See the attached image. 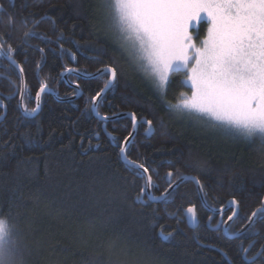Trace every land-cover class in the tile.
Segmentation results:
<instances>
[{"label":"trees","instance_id":"trees-1","mask_svg":"<svg viewBox=\"0 0 264 264\" xmlns=\"http://www.w3.org/2000/svg\"><path fill=\"white\" fill-rule=\"evenodd\" d=\"M103 4V0H0V43L6 41L5 47L17 50L15 59L24 69L32 97L41 82L59 98L77 95L63 78L69 67L86 75L116 68L117 82L100 100L99 112L106 116L135 112L138 120L153 122L150 138L144 135L147 125L140 123L128 146L129 158L144 163L153 175L158 185L153 194L160 196L169 189L165 179L169 171L174 173L173 182L177 175L195 176L213 208L238 202L240 218L233 220L230 231H241L247 217L264 206V138H230L169 108L182 93L190 95L191 89L182 83L184 73L173 74L166 90L159 91L105 27ZM206 25L200 24L201 35ZM27 31L36 36L26 38ZM44 34L49 40L40 38ZM37 46L44 50L43 61ZM0 77V94L5 95L0 101L8 108L0 122V215H11L18 226L23 264H226V260L264 264V256L255 262L249 259L264 246V220H256L250 232L236 239L226 238L222 229L213 231L219 216L201 205L192 181L183 182L168 204L153 203L146 196V203H140L137 195L143 180L123 162L119 145L111 138L123 141L132 133L131 119L104 123L86 111L108 76L92 80L70 76L83 95L67 103L45 95L35 118L23 115L20 97H7L15 92L10 81L21 89L18 69L0 61ZM24 105L36 107L27 94ZM190 204L199 211L196 230L189 228L183 213L180 223L172 215L178 206ZM235 210L234 205L228 209L223 221ZM161 229L172 233L170 239L161 238ZM252 241L254 247L242 255L241 245Z\"/></svg>","mask_w":264,"mask_h":264},{"label":"snow or ice","instance_id":"snow-or-ice-1","mask_svg":"<svg viewBox=\"0 0 264 264\" xmlns=\"http://www.w3.org/2000/svg\"><path fill=\"white\" fill-rule=\"evenodd\" d=\"M106 7L123 47L137 60L156 87L164 90L173 74L184 73L186 79L182 83L191 89L190 95L182 93L180 101L170 104L169 108L204 121L225 135L245 139L264 138V0H107ZM204 21L209 26L204 38L197 45L193 41L191 30L198 31ZM24 36L33 37L36 33L27 31ZM40 38L49 40L46 34ZM5 43L6 41L0 43V61L6 60L10 68L18 69L23 84L24 69L15 59L17 50L11 45L5 47ZM60 47L63 48L62 45ZM37 49L42 53L43 61L44 50L38 46ZM71 59H75L74 54ZM99 72L101 76H108L109 79L88 101L92 107L86 111L95 113L101 122H106L112 118L100 114L99 100L117 82V70L105 67ZM66 73L69 76L73 73L79 75V69L67 68ZM10 83L16 87L14 82ZM50 91L48 84L44 82L40 83L34 97L30 89L21 88V103L18 107L23 115L35 117L41 109V94ZM25 94L29 99H34L36 107L29 109L23 104ZM0 111L5 113L0 116L2 122L7 112V105L3 101H0ZM127 115L134 130L143 123L148 126V133L152 132L151 120L140 121L135 112ZM27 135L25 134V138ZM94 135L98 138L99 132ZM108 135L111 136V133ZM111 138L117 141L119 155L130 170L143 180L137 199L142 204L146 203L143 196L158 185L144 163L128 156V145L134 140V133H129L123 141L116 137ZM156 174L159 175L158 172ZM173 176L171 171L166 173L169 190L160 196H152L153 202H172L173 193L179 188V184L173 183ZM177 178L180 183L194 181L200 193L201 205L213 211L197 177L177 175ZM230 204L238 207L235 200ZM222 211L215 210V214L220 215ZM180 213H183V218L191 227L199 226V211L195 204L177 207L176 213L172 214L177 223H180ZM234 218H240L238 211H232L226 221L216 225V230L222 229L226 238H239L245 230L251 231L256 220H264V206L247 217L248 224L240 232L230 231L228 222ZM207 219L211 222L212 217ZM19 235L20 231L11 215H0V264H23ZM160 235L163 240H168L172 233L165 234L161 229ZM254 245L255 241L250 242L247 247L241 245L242 255L247 256ZM224 256H228L227 252ZM262 256L264 246L249 259L255 262ZM226 264H231V261L226 260Z\"/></svg>","mask_w":264,"mask_h":264},{"label":"water","instance_id":"water-1","mask_svg":"<svg viewBox=\"0 0 264 264\" xmlns=\"http://www.w3.org/2000/svg\"><path fill=\"white\" fill-rule=\"evenodd\" d=\"M104 69V68H103ZM102 70V69H101ZM73 76H76V77H78V78H80V79H82V80H92V79H95L96 77H98V76H100V72L98 71V72H96L95 74H90V75H86V74H83V73H81V72H79V75H77L76 73H73L72 74ZM63 76H64V79H65V81H66V83H67V85L68 86H70L71 88H73V89H75V90H77V95H75V96H73V97H70V98H59L58 97V95L53 91V90H51L49 93H47L48 95H52L58 102H63V103H67V102H72V101H76V100H78L82 95H83V91H82V89H81V87L79 86V88L77 89L76 88V85L75 84H73L70 80H69V75L66 73V71L63 73ZM21 88H26V80H25V75H24V72H23V84L21 83ZM110 90V89H109ZM108 90V91H109ZM108 91L106 92V94L108 93ZM105 94V95H106ZM45 94H41V102H40V104H41V106H42V97L44 96ZM104 95V96H105ZM103 96V97H104ZM101 100V99H100ZM100 100H99V102H100ZM20 103H21V96H20ZM23 104H24V99H23ZM22 111V110H21ZM40 111H41V109H40ZM40 111H39V113H40ZM39 113L36 115V116H38L39 115ZM128 113H130V112H122V113H119V114H116V115H114V116H109V117H111L112 119H110V120H108V121H106V122H104V123H107V122H110V121H115V120H117V119H120V118H130L127 114ZM94 115H95V113H94ZM4 116V115H3ZM35 116V117H36ZM96 116V115H95ZM35 117H27V118H35ZM97 117V116H96ZM98 118V117H97ZM143 120V119H142ZM141 120V121H142ZM138 128H139V125H138V127L134 130L133 129V131H132V133H134V139L136 138V135H137V132H138ZM147 128H148V126H147ZM154 132H155V128H154V126L152 125V132L149 134L148 133V131H146V137L147 138H150L153 134H154ZM130 145V144H129ZM128 145V146H129ZM122 160H123V162H125L126 163V161L122 158ZM127 164V163H126ZM184 176H188V175H184ZM187 181H191V180H187ZM185 182V181H184ZM194 184H195V186H196V188H197V185H196V183L194 182V181H192ZM174 184H179V186L182 184V183H180V181H179V179L174 183ZM169 190V189H168ZM197 190H198V188H197ZM198 193H199V191H198ZM147 197L151 202H153L152 200H151V197L152 196H156V195H154L153 193H152V190L149 192V193H147V194H145L144 196H143V199H144V197ZM199 197H200V193H199ZM200 199H201V197H200ZM231 201H233V200H231ZM231 201H229L228 203H227V205L224 207V208H221L223 211H222V213H225L228 209H230L233 205L232 204H230V202ZM153 203H156V202H153ZM212 209H213V211H209L210 213H212V214H215V210H221V209H215V208H213L212 207ZM235 211H238V213H239V206L237 207L236 206V210ZM221 213V214H222ZM235 219V218H234ZM253 219H256V218H253ZM187 221V220H186ZM200 221V220H199ZM233 221H230V222H228V224H229V226H230V224L232 223ZM210 223L211 222H209L208 224L210 225ZM187 225L189 226V228L190 229H192V230H196V229H198V227L200 226V222H199V226L198 227H196V228H193V227H191L189 224H188V222H187ZM213 231H216V227H212L211 228ZM243 229H245V227L243 228ZM240 232V231H239ZM247 233V230H245V232L244 233H242L241 234V236H243L244 234H246ZM240 236V237H241Z\"/></svg>","mask_w":264,"mask_h":264},{"label":"rangeland","instance_id":"rangeland-1","mask_svg":"<svg viewBox=\"0 0 264 264\" xmlns=\"http://www.w3.org/2000/svg\"><path fill=\"white\" fill-rule=\"evenodd\" d=\"M104 1V4H103V6H105V10H106V13L104 14V16H105V19L106 20H108V23H107V21L104 19V25H105V27H107V25H108V27H109V29H110V31L113 33V36H114V39H115V41L124 49V51H125V53L139 66V64H138V62H137V60L134 58V57H132L131 55H130V53L123 47V43H122V41L120 40V38H119V36H118V34H117V32H116V30H115V27H114V25H113V21L111 20V17H110V12H109V9L106 7V4H107V0H103ZM202 23H206L207 24V22L206 21H204V22H202ZM209 25L207 24L206 25V29H207V27H208ZM191 32H192V35H193V41H194V43H196L197 45H199V43H200V40L201 39H203L204 38V36H205V33H206V30H205V32H204V34H202L201 35V33H200V31H199V29H198V31L196 30V29H192L191 30ZM140 67V66H139ZM142 70H143V72L145 73V77L148 79V81L149 82H152L153 83V85L156 87V85L154 84V82H153V80L151 79V77L144 71V69L142 68V67H140ZM168 85V84H167ZM167 85H166V87H167ZM159 91H161V92H164L165 90H166V88L164 89V90H161L160 88H158V87H156ZM228 137H230V138H233L234 136L233 135H228ZM175 183V182H174ZM152 190V189H151ZM153 193V192H152Z\"/></svg>","mask_w":264,"mask_h":264},{"label":"flooded vegetation","instance_id":"flooded-vegetation-1","mask_svg":"<svg viewBox=\"0 0 264 264\" xmlns=\"http://www.w3.org/2000/svg\"><path fill=\"white\" fill-rule=\"evenodd\" d=\"M208 24V23H207ZM75 61V60H74ZM73 61V62H74ZM69 68H73V67H69ZM73 69H75V68H73ZM66 71V70H65ZM80 72V71H79ZM82 73V72H81ZM70 76H73V75H70ZM70 76H69V78H70ZM76 77V76H75ZM63 78H64V76H63ZM78 78V77H77ZM0 80H1V77H0ZM70 80V79H69ZM76 85V84H75ZM51 89V88H50ZM52 90V89H51ZM15 92L13 93V94H15V95H9V96H7L9 99H11V98H17V97H20V94H19V91H20V88L18 87V86H16L15 87V90H14ZM45 95H48V94H45ZM44 95V96H45ZM0 96L2 97V98H5V95L4 94H0ZM43 96V97H44ZM42 97V98H43ZM3 103H4V100H3ZM5 104V103H4ZM6 105V104H5ZM7 113H8V108H7V112H6V115H7ZM3 115H5V113L3 112ZM2 115V116H3ZM139 129V128H138ZM146 131H147V126H145V131H144V135L146 134ZM178 180V179H177ZM177 180H174V182H176ZM173 182V183H174ZM226 213V212H225ZM225 213H222V214H220V215H216V214H213L214 216H219V219H220V222L219 223H221V222H223V220H224V214ZM212 224V220H211V223H210V225ZM209 225V224H208ZM209 225V226H210Z\"/></svg>","mask_w":264,"mask_h":264}]
</instances>
